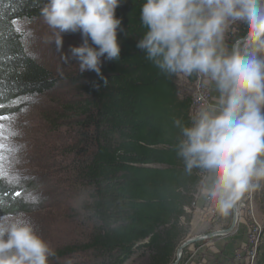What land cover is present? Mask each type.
Segmentation results:
<instances>
[{"label":"trees","instance_id":"trees-1","mask_svg":"<svg viewBox=\"0 0 264 264\" xmlns=\"http://www.w3.org/2000/svg\"><path fill=\"white\" fill-rule=\"evenodd\" d=\"M144 2L119 0L121 52L116 60L103 59L101 73L107 85L96 72L74 68L66 77L73 98L59 104L64 114L57 119L72 118L77 129L70 161H55L48 167L59 170L63 188L78 190L85 198L82 219L89 222L90 230L80 249L93 256L90 264H124L138 253L146 255L148 264H171L189 233L191 209L205 175L196 168L186 171L175 150L181 137L173 122H190L192 95H181L178 74L162 72L137 47L146 31L140 21ZM46 3L0 0V115L18 111L13 108L18 101L57 88L52 70L30 57L15 28L17 21L41 16ZM244 34L239 24L228 34L227 44ZM186 77L192 84L195 73ZM48 121L53 125L51 118ZM37 186L52 197L59 188L49 185L46 174L28 184L22 177L0 175L3 211L27 215ZM71 249L57 251L58 257L72 253ZM188 249L179 264L187 259ZM259 255L257 264H264V235Z\"/></svg>","mask_w":264,"mask_h":264},{"label":"clouds","instance_id":"clouds-1","mask_svg":"<svg viewBox=\"0 0 264 264\" xmlns=\"http://www.w3.org/2000/svg\"><path fill=\"white\" fill-rule=\"evenodd\" d=\"M119 0H47L41 10L55 29L80 32L83 42L70 48L79 72L94 71L104 86L101 58L116 60L121 47L116 16ZM140 21L146 29L137 47L162 72L198 74L213 86L201 99L190 122L174 120L175 145L185 170L205 173L202 195L227 214L236 200L264 179V0H145ZM239 22L242 43L228 45L226 33ZM91 41V43H89ZM0 205V264H48L54 255L23 212H4Z\"/></svg>","mask_w":264,"mask_h":264},{"label":"rangeland","instance_id":"rangeland-1","mask_svg":"<svg viewBox=\"0 0 264 264\" xmlns=\"http://www.w3.org/2000/svg\"><path fill=\"white\" fill-rule=\"evenodd\" d=\"M239 24V22L234 24L226 33L225 41L228 34L232 35ZM15 28L23 37L26 52L40 64L50 68L58 83L53 92L34 96L26 102L22 101L21 103V101H18L16 107H13L17 108L18 111L0 115V117H6V119L0 120V124L4 125L2 130L4 139L0 142L5 146L2 168H0L2 174L0 175L22 177L25 178V182L28 184L29 180H39L40 175L46 174L49 185H59L54 197L41 186H37V190L33 193L34 198L28 199L30 201L28 203L30 211L27 217L31 219L37 234L55 253L49 256L48 264H90L93 256L80 249L86 234L90 230L89 222L82 219L81 205L85 198L80 196L81 193L78 190L69 191L68 188H63L65 181L59 170L48 167L49 164H53L55 161L68 163L72 156L73 144L71 145V143L77 125L72 118H57L63 117L64 114L61 113L62 109H60L59 104L64 99L73 98V91L71 86L67 84L66 77L69 76L68 73L73 72L74 68H79L74 59L67 61L63 54L70 56V48L80 46L83 37L80 32L63 33L62 47L58 49L55 42H53L56 30L45 22L42 15L30 20L17 21L15 22ZM103 59L104 57L101 58V64ZM177 78L180 94L192 95V84L194 82L190 84L183 74H178ZM207 87L210 91V84H207ZM194 111L191 109V113ZM49 118H51L53 125L49 123ZM257 196L255 201L257 202V212L264 223V184L261 185V190ZM187 210L189 209L187 208ZM230 214H232V211ZM229 216V213H227L210 221H196L195 230L201 229L196 236L212 232L213 228L220 226L219 224H222V222L224 226L227 225L228 227ZM191 231L192 225L190 224L189 233L184 240L194 237L190 235L194 234ZM245 231V227L241 226L238 228L237 233L229 235L225 239L232 244L233 241L229 240H236ZM202 241L198 242L202 243ZM238 243H240V240ZM192 244L184 247L182 254L184 249H188ZM66 247L72 248L73 252L61 258L58 257L57 251ZM124 264H148V259L144 253H138Z\"/></svg>","mask_w":264,"mask_h":264},{"label":"built area","instance_id":"built-area-1","mask_svg":"<svg viewBox=\"0 0 264 264\" xmlns=\"http://www.w3.org/2000/svg\"><path fill=\"white\" fill-rule=\"evenodd\" d=\"M193 82L194 83L192 84L193 94L191 101V109L195 110L201 99L203 100L210 99L211 93L203 77L199 76L198 74H195V79ZM262 181L263 179L257 182L258 183L257 188L244 193L239 200L235 201V206H236L235 211H233L232 207L228 210L227 213H229L230 215L229 224L233 218V215L235 217V225L231 230L230 234L213 237V238L227 237L229 235H233L237 233L239 227L241 226L245 227L246 231L243 234L244 238L243 241L241 242V245L233 250L231 260L229 259L228 263L225 264H257V260L259 256V247L262 243V238L264 235V223L261 220L259 213L257 212V202L255 201L256 198L258 197L257 195L261 190V185L263 186ZM231 211L232 214H230ZM202 215L203 216H201V218L203 220L206 219L210 221L218 216H222L223 214L216 209L214 202L207 197V204L202 211ZM225 228H227V225ZM221 229H224V227L216 230H221ZM210 239L213 240L212 238H209L203 241L208 242V240ZM198 247H195L194 244H192L189 247L190 253L187 259L183 262V264H186V262H188V258L190 259L194 255V252ZM181 256H182V252H181Z\"/></svg>","mask_w":264,"mask_h":264},{"label":"crops","instance_id":"crops-1","mask_svg":"<svg viewBox=\"0 0 264 264\" xmlns=\"http://www.w3.org/2000/svg\"><path fill=\"white\" fill-rule=\"evenodd\" d=\"M210 93H211V98H212V96L215 93L213 91V86L211 84H210ZM204 177L205 175L203 176L198 186V191L195 196L193 208L191 209L192 210V218L190 222V224L192 225L191 233H194V234H190L192 236H196L200 233L201 229L195 230V224H196L195 222L203 220L201 218V216H203L202 211L207 204V197L202 195L201 193V189L204 187V184H205ZM262 184H264V179L262 181ZM204 221H207V220L205 219ZM219 225L220 226L213 228V230L226 227L223 225V222L222 224H219ZM225 238L226 237H217V238H213V240L210 239L208 240V242H204L200 244V246L196 248L194 255L190 259L188 258V262H186V264H225L229 259L231 260L233 250L236 247H239L241 245V242L243 241L244 237L242 235L236 240L235 239L229 240L231 242L233 241L232 244L228 243L227 242L228 240ZM239 240H240V243L237 244Z\"/></svg>","mask_w":264,"mask_h":264},{"label":"water","instance_id":"water-1","mask_svg":"<svg viewBox=\"0 0 264 264\" xmlns=\"http://www.w3.org/2000/svg\"><path fill=\"white\" fill-rule=\"evenodd\" d=\"M236 43L240 44V43H242V40L238 39L236 41ZM235 208H236V206H235V202H234V204L232 206L233 211H235ZM234 225H235V217L233 215V218H232V220H231V222H230V224H229V226L227 228H224V229H221V230H215V231H212V232L207 233V234L194 236V237H191V238H188V239L184 240L177 247L175 260L171 264H178L180 256H181V252H182L184 247H186V246H188V245H190V244H192L194 242L202 241V240L213 238V237H216V236L228 235V234H230V232L233 229Z\"/></svg>","mask_w":264,"mask_h":264},{"label":"snow or ice","instance_id":"snow-or-ice-1","mask_svg":"<svg viewBox=\"0 0 264 264\" xmlns=\"http://www.w3.org/2000/svg\"><path fill=\"white\" fill-rule=\"evenodd\" d=\"M3 119H6V117H0V120H3ZM3 127H4V125L0 124V141H2L4 139L3 132H2ZM13 135H15V133H13ZM4 147H5L4 144L2 142H0V168H2ZM0 174H2V173H0Z\"/></svg>","mask_w":264,"mask_h":264}]
</instances>
